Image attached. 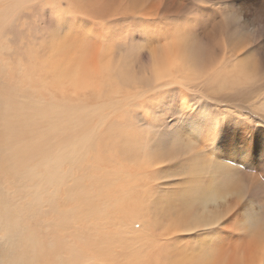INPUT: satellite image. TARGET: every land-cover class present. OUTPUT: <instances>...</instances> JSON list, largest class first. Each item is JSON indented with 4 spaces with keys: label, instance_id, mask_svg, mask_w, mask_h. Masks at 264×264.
I'll return each instance as SVG.
<instances>
[{
    "label": "bare ground",
    "instance_id": "obj_1",
    "mask_svg": "<svg viewBox=\"0 0 264 264\" xmlns=\"http://www.w3.org/2000/svg\"><path fill=\"white\" fill-rule=\"evenodd\" d=\"M106 2L112 6L93 13L97 22L37 9L41 0H0V44L12 35L17 46L11 55L24 50L14 30L26 9L34 8L40 35L30 46L44 62L55 59L50 61L58 83L74 91L96 85L100 76L108 97L116 91L120 98L88 108L78 94L74 106L59 110L51 100L28 97L13 86L16 91L9 90L0 79V264L95 259L59 235L75 217L73 207L59 208L62 190L66 202L80 200L102 221L117 218L121 232L114 236L119 238L103 242L114 249L124 243L123 234L135 232L167 240L170 252L227 245L234 233L223 228L174 234L188 229L196 215L211 219L237 209L230 226L243 229L250 220L257 227L251 244L229 264H264L259 228L264 219V0ZM67 33L110 46L69 53L59 38ZM28 36L27 31L24 39ZM128 97L143 102L125 116L121 105ZM52 100L63 107L70 102L69 94L61 102ZM111 115L132 129L121 146L123 163L135 164L143 175L107 172L96 180L93 172L86 191L71 190L77 168L61 162L78 166L92 144L99 148L101 138L107 142L100 133L115 145L123 129L107 124ZM255 168L261 177L251 172ZM96 182L106 189L120 186L113 206L102 198L103 190L93 193ZM133 209L141 225L129 230L133 220L140 221L130 220ZM86 224L110 232L97 219ZM146 244L140 245L145 251Z\"/></svg>",
    "mask_w": 264,
    "mask_h": 264
},
{
    "label": "snow or ice",
    "instance_id": "obj_2",
    "mask_svg": "<svg viewBox=\"0 0 264 264\" xmlns=\"http://www.w3.org/2000/svg\"><path fill=\"white\" fill-rule=\"evenodd\" d=\"M41 2L43 7L56 10L58 15L64 12H70L74 15L88 17L97 22H100V20L99 18H94L93 13L98 9L112 6L106 0H41ZM201 2L207 3V0H201ZM59 38L60 43L69 53L74 51L78 52L81 49H92L101 45L103 47L110 46L93 42L87 35L76 36L67 33L59 36ZM261 63L264 65V61ZM68 88V84L59 86L49 85L44 91H49L50 93L59 92L65 95L71 94L73 96L78 95L80 92L88 91V89L77 88L69 93ZM142 102L139 97L126 98L121 105L125 116L129 109L139 106ZM110 126H118L123 129L117 137L115 144L117 152L123 158L124 154L122 153L121 146L130 139L132 129L128 127L125 120L123 122L114 120ZM77 134H79V131H77ZM67 135L65 133V136ZM99 143L101 145L99 148L96 143L92 144L89 156L85 157L78 166L70 160L61 162L67 163L70 167L77 168V174L73 178V188L71 190L86 191L87 182L90 180L91 174L93 172L104 174L107 166L114 162V159L109 158V149L113 145L109 144L108 147H103V138L100 139ZM121 174L124 176L133 175L126 168L121 169ZM134 175L139 176L143 175V173H135ZM236 210L234 209L227 214H222L211 219L202 215H196L192 217L191 225L188 229L174 234L175 236L223 228L226 231L234 233L233 242L227 245L202 247L198 249L185 248L174 252L166 250L165 243L167 240L161 241L159 236H154L151 233L135 232L123 234L124 243L118 249H114L103 246V242L119 238L111 232H101L100 229L91 226L83 229L77 228L70 230L72 231V237L80 242L83 249L90 251L94 255L95 259L89 261V264H229V258L234 256L242 246L251 244L257 227L250 220L247 221L243 229L230 226V220ZM128 214L127 212L123 213L125 216ZM131 214H135V209L132 210ZM259 228L264 230V219L260 220ZM5 238L7 239V236ZM145 242H147V251L140 247L141 243Z\"/></svg>",
    "mask_w": 264,
    "mask_h": 264
},
{
    "label": "rangeland",
    "instance_id": "obj_3",
    "mask_svg": "<svg viewBox=\"0 0 264 264\" xmlns=\"http://www.w3.org/2000/svg\"><path fill=\"white\" fill-rule=\"evenodd\" d=\"M37 9L40 10H50L51 8H46V7H37ZM34 8H27L25 13L26 15L19 18L18 23L16 25V30H14V33L18 35L20 41L19 44L24 47V50L19 52L16 55H11L10 50L16 48L17 44L14 40H12V35L10 37H6L2 40L0 44V79L4 80V82H7L8 84V89L9 90H14L16 89L19 92H25L27 91L28 97H32L35 99V97H43L46 99L48 102L50 100L53 102V104L59 109V110H66L69 109L71 106H74L73 103H76L78 101V97L73 96L69 94L70 102L68 107H63L61 104H56L52 99H55L57 102H61L66 95H62L61 93H50L49 91H44V89H47L49 85H57L59 86L60 84L58 83L57 79V68L55 66V62L51 64V61H55L54 58H50L49 61L44 62L42 56L37 54L31 49L30 42L34 41L37 36H39V29L37 26L38 19L36 18L34 14ZM78 16V15H75ZM30 26H33L32 30H29ZM29 32V36L27 39H24V35L26 32ZM261 48L264 50V46H261ZM65 75V74H60ZM97 84L94 86H88L85 89H88L87 92H80V100L84 102V104H81L82 106L85 107H91V108H97L101 107L104 104L110 105V104H116L118 103V99L116 98L115 94L116 91L111 94V97H108L106 93V88L103 83L102 77L98 76L96 80ZM67 84V83H64ZM16 87L14 89L13 87ZM69 92L72 91V88H68ZM100 90V91H99ZM100 93V94H99ZM50 107H48L49 109ZM106 111L102 110V113L104 114ZM110 111L107 110L106 113H109ZM118 120L120 121L119 116L117 115H111L108 117V123L107 124H112V121ZM106 124V125H107ZM106 125H103L101 127L102 130H106ZM104 135V138H107V142L103 143V146H108L109 144H112L111 137L107 133H100V135ZM104 141V140H103ZM100 144V143H99ZM113 145V150L109 153V158L114 159V162L109 164L105 170L104 174L101 173H95V179L100 180L102 179L107 172H118L121 173L122 168L128 169L130 173L133 175L135 173H138L139 170L142 172L141 169H139L135 164H131V162L126 161L124 162V159L122 158L121 154H118L117 156H113L116 153V148L115 145ZM132 151V150H131ZM125 164V166L123 165ZM65 169H67V166H65ZM236 169H240L237 167ZM251 172H254L255 175L258 177H261L258 168L253 169ZM251 174L250 177L252 180H256V176ZM135 176V175H134ZM138 182V178L136 179L135 184ZM88 183V182H87ZM131 185V184H129ZM104 183H99L96 182L94 183L93 187V193H97L100 190H103L104 193L102 195V198L107 199L109 203L113 206L115 199L117 198L118 194L121 193V189L119 185H115L113 187H108V189L105 188ZM64 190L61 191L60 196L58 198V204L59 208L61 211H66L67 208L69 209L70 207H73L75 209V217L73 220V225L70 227V229L75 230L77 228L82 229L83 226L89 221V220H98L101 225L106 226L107 229L113 233V234H120V226L118 224L117 218L114 220H104L102 221L99 219L96 215H91L87 209V207L83 206L80 200H76L72 204H69L65 200V194ZM130 215V220L133 219H140L139 222L135 223V220L131 222V226L128 227L129 230H133L137 228V225H141V218L137 214H129ZM90 224H86L85 227H89ZM65 231V230H60L59 235L65 238H71L74 241V246L76 250H82V251H87L91 255H93L90 251L83 249L82 245L80 242L72 237V231L71 230ZM65 253L67 252V249H65Z\"/></svg>",
    "mask_w": 264,
    "mask_h": 264
}]
</instances>
